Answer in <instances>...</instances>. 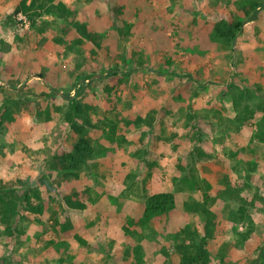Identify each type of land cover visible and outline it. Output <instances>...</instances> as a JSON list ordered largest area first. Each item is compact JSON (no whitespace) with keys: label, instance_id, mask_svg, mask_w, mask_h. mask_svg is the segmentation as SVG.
<instances>
[{"label":"rangeland","instance_id":"374dc122","mask_svg":"<svg viewBox=\"0 0 264 264\" xmlns=\"http://www.w3.org/2000/svg\"><path fill=\"white\" fill-rule=\"evenodd\" d=\"M20 1L0 0V120L12 113L0 184L13 189L0 199L36 188L47 208L21 205L12 232L0 219V264H180L193 232L208 236L209 264H264V8L229 45L214 27L249 19L240 0H60L68 13L49 6L34 20L15 13ZM81 73L93 76L78 93L91 125L78 124L94 154L69 179L51 162L79 138L65 94ZM73 190L90 194L85 210L67 207ZM157 193L172 206L149 210ZM56 216L81 240L56 232Z\"/></svg>","mask_w":264,"mask_h":264},{"label":"trees","instance_id":"16d2710c","mask_svg":"<svg viewBox=\"0 0 264 264\" xmlns=\"http://www.w3.org/2000/svg\"><path fill=\"white\" fill-rule=\"evenodd\" d=\"M240 2V7L244 13V16L246 18H249L250 21L257 19L259 10L261 8H264V0H240ZM49 6L54 7L62 13L69 12V9L60 0H21L15 9V13H18L20 11L26 12L31 16L32 20H34V17L40 15V11H43ZM242 24V20L231 16L225 20L216 22L214 30L219 38L223 39L227 44L231 45L236 35L242 29ZM76 29H78L77 31L79 34L83 35L86 39L93 42L95 46L101 47L99 36L93 31L86 30L85 26L82 24L76 25ZM36 75L43 77L37 70H34L29 74V76ZM107 75H112L111 78L113 82L112 84L107 83L105 85V90L107 93L112 95V93H114V91L122 83L124 76L118 68L111 72H107ZM91 77H93L92 74L81 73L78 76L77 80L82 82V84L80 85V88H78L77 94L70 95L69 92L68 94H65L66 97H69L68 99L70 101V110H68L66 114L67 122L71 125L72 129H74L79 134V138L74 144L71 151L54 155L51 162V167L55 170H63V176L69 179L77 177L83 163L91 159L94 154V147L90 139L85 134V127L82 124H78V119L86 118L85 120L87 121L88 125H91V122L89 121L86 114L92 107L78 100V93L81 92L82 89L89 84L90 81H87V83L85 81ZM11 114L12 113L9 110L5 111V117H3V120H0L1 126L4 123V120L6 122V120L12 119ZM49 114L50 113L47 112L48 117L50 116ZM141 121H144L142 117H138L135 120L136 123ZM184 180L190 183V189H196L200 186V183L195 176H186ZM0 187L3 190L7 187L9 191H13L10 184H4L1 182ZM8 193L9 192H7V194ZM38 193L39 192H37V189L33 188L32 192L26 191L22 196H20V198L17 199H5V197L1 196L0 219L2 223L7 225V229L9 231L12 232L16 230V214L21 205L38 214H42L46 211L47 204H45L43 201L35 203L32 201V196L39 198ZM89 195L90 194H84L81 191L73 190L65 194L64 201L67 207L70 209L85 210L88 206V201H90L91 199ZM173 203L174 195L171 193H157L148 197V208L151 211H164L171 207ZM52 227L60 235H63L67 238L73 236L77 240H81V238L75 233L74 225L70 219L62 220L56 216L54 217ZM184 231L187 232L188 229ZM194 233L195 232L189 233V236L191 235V241L189 244H187L186 242H181L178 244L179 251L181 253L180 264H209L210 255L208 250L206 249L208 236L201 237V241L199 243H196L192 238V235ZM256 261L258 262V259Z\"/></svg>","mask_w":264,"mask_h":264},{"label":"crops","instance_id":"0c3cea01","mask_svg":"<svg viewBox=\"0 0 264 264\" xmlns=\"http://www.w3.org/2000/svg\"><path fill=\"white\" fill-rule=\"evenodd\" d=\"M81 83L80 81L76 80L74 82V85L72 86L73 87V92L74 93L78 88H80V86H78V84ZM82 84V83H81ZM71 95V94H70ZM74 95V94H73Z\"/></svg>","mask_w":264,"mask_h":264},{"label":"built area","instance_id":"2783aa9c","mask_svg":"<svg viewBox=\"0 0 264 264\" xmlns=\"http://www.w3.org/2000/svg\"><path fill=\"white\" fill-rule=\"evenodd\" d=\"M20 19L26 21V17H25L24 15H22V14H20ZM81 83H82V82H81ZM81 83H79L78 86H80Z\"/></svg>","mask_w":264,"mask_h":264},{"label":"water","instance_id":"95a60500","mask_svg":"<svg viewBox=\"0 0 264 264\" xmlns=\"http://www.w3.org/2000/svg\"><path fill=\"white\" fill-rule=\"evenodd\" d=\"M249 21V19H247L245 22H243V24H242V29H243V26H244V24L246 23V22H248ZM241 29V30H242Z\"/></svg>","mask_w":264,"mask_h":264}]
</instances>
